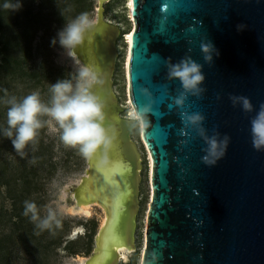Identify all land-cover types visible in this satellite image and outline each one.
<instances>
[{
  "label": "water",
  "instance_id": "1",
  "mask_svg": "<svg viewBox=\"0 0 264 264\" xmlns=\"http://www.w3.org/2000/svg\"><path fill=\"white\" fill-rule=\"evenodd\" d=\"M132 1L128 94L143 119L120 116L113 81L119 38H100L104 83L95 90L104 88L116 105L121 145L107 163L87 160L85 184L110 216L86 264L114 244H134L142 169L132 138L137 124L152 164L142 264H264V149H254L251 132L264 105V0ZM104 24L120 37L118 27ZM186 60L204 77L198 91L169 77L170 66ZM226 138L224 154L206 163L209 141Z\"/></svg>",
  "mask_w": 264,
  "mask_h": 264
},
{
  "label": "rangeland",
  "instance_id": "2",
  "mask_svg": "<svg viewBox=\"0 0 264 264\" xmlns=\"http://www.w3.org/2000/svg\"><path fill=\"white\" fill-rule=\"evenodd\" d=\"M6 2L11 5L16 0ZM21 3L18 11L0 7V23L3 21L5 30L3 34L0 30V264H80L75 257H90L103 218L98 208L94 209L91 219L68 211L74 205L71 194L85 175L88 159L76 148L63 144L54 120L51 124L57 131L49 130L47 122L51 118L46 115L39 117L43 127L38 130L35 142L22 150L23 155L12 144L15 129H12V137L6 136L5 131L8 129L7 111L12 102L18 103L35 92L42 103L50 106L52 85L69 81L75 88L81 65L69 49L60 45L59 33L81 13L87 12L96 19L98 1L21 0ZM104 21L121 31L113 81L120 116L129 118L125 37L133 32L134 22L130 19L126 0H110L105 4ZM7 43L12 48L4 54ZM132 138L142 155L141 204L137 248L123 264H142L152 189L148 153L139 124L134 127ZM26 202L36 205L37 220H32V213L25 215ZM49 210L55 218L49 222V227H38L48 218ZM76 229L81 230L82 235L72 241Z\"/></svg>",
  "mask_w": 264,
  "mask_h": 264
},
{
  "label": "clouds",
  "instance_id": "3",
  "mask_svg": "<svg viewBox=\"0 0 264 264\" xmlns=\"http://www.w3.org/2000/svg\"><path fill=\"white\" fill-rule=\"evenodd\" d=\"M3 7H10L12 11H18L21 9L22 3L21 0H16L14 4L5 3ZM97 26L98 21L95 18L90 17L87 12L81 13L59 33V43L66 49L74 50L86 41H90ZM55 43L56 41L53 40V44ZM203 51L208 53L210 49L205 46ZM208 59L211 57L209 56ZM169 77L179 79L183 88L189 91H198V85L204 79L199 65L191 60L171 65ZM103 83L102 73L97 67L81 65L75 88L69 81H60L51 86L50 106L42 103L39 94L35 92L25 96L18 103L12 102V106L7 111L8 129L5 131V135L12 137V129H15L16 135L12 144L17 152L23 155L22 150L30 142H35L38 130L43 127L39 117L46 115L51 118L47 122L50 131H57V128L51 124L52 120L58 124L61 132L60 140L63 144L76 148L85 159H92L99 154L101 163H107L108 153L115 144V135L110 128L105 127V106L102 98L94 92V89ZM240 100H242L245 111L252 110V105L247 98L241 97ZM176 103L181 104L182 100L178 99ZM147 111L148 109H143V112ZM128 115L132 120L143 119L142 113L135 110L129 112ZM190 119L196 122L201 117L194 116ZM251 125L253 147L260 151L264 149V105L261 106V110L252 120ZM226 146L227 138L222 144L216 140H210L205 162L214 164L216 159L224 154L223 149ZM28 213H32V220L38 219L34 203L26 202L25 215ZM54 218L53 212L49 210L48 218L42 220L37 226L47 228L49 222Z\"/></svg>",
  "mask_w": 264,
  "mask_h": 264
},
{
  "label": "bare ground",
  "instance_id": "4",
  "mask_svg": "<svg viewBox=\"0 0 264 264\" xmlns=\"http://www.w3.org/2000/svg\"><path fill=\"white\" fill-rule=\"evenodd\" d=\"M97 1H98V5H97L96 20L98 21V26L96 30L94 31L96 37L94 36V34H92L90 41H86L82 46H79L74 50H70V53L71 55L75 57V60L78 64L80 65L87 64V65H91V66L99 68L100 64L102 65V62H103L101 53H100V49L102 48L100 38L105 37L106 39L107 38L109 39L110 37H114V39L117 40L119 38V33L113 34L115 32L108 30L109 26H106L104 24L105 23L104 5L109 3L110 0H97ZM126 3H127V8H128L130 19L133 21L132 14H131L133 1L126 0ZM135 30H136V26L134 24L133 32L128 33L127 36L125 37L127 41V45H128L126 62H125L127 80H128V66L130 62L129 49H130V45L132 42V39H130V37L132 38V35L135 32ZM128 87H129V84H128ZM94 92L102 98V101L105 106L104 108L105 127L110 128V130L115 135L114 147L108 153V160L114 159L117 156V152H118L117 149L121 145V143L119 142V135H120L119 133V118H120L119 112L117 111L114 101L111 98H109V96H107L104 88H100L99 90L94 89ZM129 104L131 106L130 112H132L134 108L132 107L130 99H129ZM96 157L101 161V156L99 154ZM148 163H149V174H151L152 164H151L149 155H148ZM140 164L142 166V169L141 168L139 169L140 185H141L142 183L141 175H142V170H143L142 155H140ZM100 170H103V169H100ZM100 170L98 171V176H99V179L102 181L106 174L105 172H102ZM89 174H90V171L89 173L86 172L85 176L81 178L77 187L72 191L71 198L73 200L74 205L73 207L69 208L68 211L71 214L80 216L81 218L91 219L94 214V209L98 208L101 211L102 216H103L101 226L99 228V230H101L106 225L108 217L110 216V211H109V207L106 204L96 200V198L93 196L94 194H92L91 187L85 184V182L89 178ZM77 188L82 189V192L80 195H79ZM140 204H139V213H140ZM138 217H139V214H138ZM137 222H138V219H137ZM144 232H146V229ZM81 235H82V231L79 229H76L71 236V240L72 241L77 240ZM145 242L146 240L144 238V248H145ZM98 244H99V237H98ZM136 248H137V244H136V234H135V241L132 246H128L124 243L114 244L112 245V249L111 248L105 249L102 255L100 256L98 255V258L94 264H123L129 260V257L133 253H135ZM99 251H100V247L98 246L97 252ZM75 260L76 262L80 264H86L87 262V258H84L79 255L75 257Z\"/></svg>",
  "mask_w": 264,
  "mask_h": 264
},
{
  "label": "trees",
  "instance_id": "5",
  "mask_svg": "<svg viewBox=\"0 0 264 264\" xmlns=\"http://www.w3.org/2000/svg\"><path fill=\"white\" fill-rule=\"evenodd\" d=\"M6 1L8 0H0V7L3 9V5L7 3ZM11 1V0H9ZM0 30L2 31V34L4 33V26H3V21L0 23ZM12 48V45L10 43H7L4 47V54L7 53L10 49ZM9 53V52H8ZM10 55V54H9ZM5 65L9 64L7 56L4 59Z\"/></svg>",
  "mask_w": 264,
  "mask_h": 264
},
{
  "label": "snow or ice",
  "instance_id": "6",
  "mask_svg": "<svg viewBox=\"0 0 264 264\" xmlns=\"http://www.w3.org/2000/svg\"><path fill=\"white\" fill-rule=\"evenodd\" d=\"M161 10L162 11H166L167 10V5H163ZM130 39H132V38L130 37Z\"/></svg>",
  "mask_w": 264,
  "mask_h": 264
},
{
  "label": "flooded vegetation",
  "instance_id": "7",
  "mask_svg": "<svg viewBox=\"0 0 264 264\" xmlns=\"http://www.w3.org/2000/svg\"><path fill=\"white\" fill-rule=\"evenodd\" d=\"M138 148H139V146H138ZM139 151H140V148H139ZM140 153H141V151H140Z\"/></svg>",
  "mask_w": 264,
  "mask_h": 264
}]
</instances>
